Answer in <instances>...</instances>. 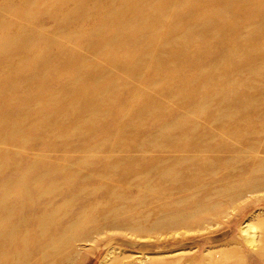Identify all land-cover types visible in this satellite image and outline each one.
<instances>
[{
	"label": "rangeland",
	"instance_id": "374dc122",
	"mask_svg": "<svg viewBox=\"0 0 264 264\" xmlns=\"http://www.w3.org/2000/svg\"><path fill=\"white\" fill-rule=\"evenodd\" d=\"M260 220L264 0H0V264H264Z\"/></svg>",
	"mask_w": 264,
	"mask_h": 264
},
{
	"label": "bare ground",
	"instance_id": "6f19581e",
	"mask_svg": "<svg viewBox=\"0 0 264 264\" xmlns=\"http://www.w3.org/2000/svg\"><path fill=\"white\" fill-rule=\"evenodd\" d=\"M253 187V186H252ZM251 189H254V188H251ZM249 190V189H248ZM224 191V190H223ZM250 192V191H249ZM185 217H183V219H184ZM252 220V219H251ZM250 220V221H251ZM249 221V222H250ZM252 222V221H251ZM263 223H264V220L262 221V220H260V221H256V223H254V225L252 224V235H251V237L250 238H248V243H247V245L249 244L250 245V247H251V249L253 250V251H256L258 254H260L261 256H264V227H263ZM71 228H73V226L71 227ZM81 228V227H80ZM243 234V233H242ZM256 234H258V238L256 237ZM246 235V234H245ZM245 235H243L244 237H245ZM2 236V235H1ZM242 236V237H243ZM243 237V238H244ZM81 238V237H80ZM247 239V238H246ZM239 241V240H238ZM245 244H246V242H245ZM17 246H20V244L19 245H17ZM22 246L24 247V246H27L28 247V245H27V241L26 240H24L23 241V243H22ZM24 250H26V249H24ZM209 251V250H208ZM25 252V251H24ZM242 252V251H241ZM233 253H235V252H233ZM18 254V253H17ZM210 254V251H209V253H208V255ZM243 254V253H242ZM31 252H25V254H18V255H16L17 257V264H22L24 261L25 262H27L28 261V259L31 257ZM244 255V254H243ZM210 256V255H209ZM231 256V253H229V252H226V251H224L223 253H222V256L220 257V261L221 262H226L227 260H229V257ZM241 257H243V256H241ZM150 259H151V257H150ZM149 259V263H150V260ZM211 258H206V256L204 255L203 257H202V259L198 262V263H200V264H218V263H212V261L210 260ZM246 259V258H245ZM27 260V261H26ZM211 262H210V261ZM146 262V261H145ZM148 263V261H147V263H145V264H149ZM153 263V261H151V264ZM238 263L239 264H242V262H240V261H238ZM172 264V263H171ZM176 264V263H175ZM226 264H228V263H226ZM244 264V263H243Z\"/></svg>",
	"mask_w": 264,
	"mask_h": 264
}]
</instances>
